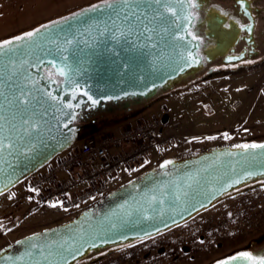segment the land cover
I'll use <instances>...</instances> for the list:
<instances>
[{
	"label": "water",
	"instance_id": "water-1",
	"mask_svg": "<svg viewBox=\"0 0 264 264\" xmlns=\"http://www.w3.org/2000/svg\"><path fill=\"white\" fill-rule=\"evenodd\" d=\"M108 2L45 24L34 39L12 44L13 50L0 56V114L5 117L0 121V197L84 140L83 132L95 128V120L81 124L84 113L128 99L149 100L201 69L198 45L189 36L193 18L188 0H167L147 15L142 14L143 4L108 9ZM96 6L102 10L92 11ZM155 12L160 13L156 18L151 14ZM21 90L26 96L31 93V103L27 112L14 115L18 109L12 106L13 96ZM174 94L159 97L130 119ZM89 97L99 103L94 105ZM114 126L96 128L90 135ZM256 141L246 144L247 150L238 147L242 144H226L169 159L122 183L68 221L0 249V264H91L117 247L179 226L264 179V149L251 148L264 145V139Z\"/></svg>",
	"mask_w": 264,
	"mask_h": 264
},
{
	"label": "rangeland",
	"instance_id": "rangeland-1",
	"mask_svg": "<svg viewBox=\"0 0 264 264\" xmlns=\"http://www.w3.org/2000/svg\"><path fill=\"white\" fill-rule=\"evenodd\" d=\"M99 2L102 0H26L20 5L16 1L12 6L14 0H0V33L13 31L37 15L36 21L20 30L19 34L23 35ZM153 112L165 113V129L180 123L179 132L184 137L176 145L185 140L192 143L183 148L186 152L178 149L172 152L174 146L162 151L170 159L215 146L264 138V69L184 89L132 123L155 119L151 117ZM168 114L176 119L168 122ZM119 127H112L101 135L117 133ZM225 133L229 137L225 138ZM67 214L60 207L38 204L24 183L18 185L0 197V249L26 235L68 221ZM263 233L264 188H253L226 197L187 223L158 236L117 247L91 264H209ZM90 255L86 261L98 256Z\"/></svg>",
	"mask_w": 264,
	"mask_h": 264
},
{
	"label": "flooded vegetation",
	"instance_id": "flooded-vegetation-1",
	"mask_svg": "<svg viewBox=\"0 0 264 264\" xmlns=\"http://www.w3.org/2000/svg\"><path fill=\"white\" fill-rule=\"evenodd\" d=\"M189 7L193 18L189 36L198 45L197 57L201 60L199 72L180 80L166 90H159L149 100L128 99L117 104H108L103 109L84 113L81 124L95 120V128L83 132L85 137L96 128L114 126L127 117L129 118L127 122L114 128L138 121L158 103L139 116L132 119L130 117L159 97L171 93L179 94L184 89L198 86L200 83L264 69V0H193L192 4L189 3ZM248 28H251V31H248ZM109 129L105 128L94 135H101ZM249 143H257V141H247L242 145ZM253 188H264V179L242 187L231 196ZM244 252L251 253L257 258L264 257V233L258 238L250 239L245 245L221 255L209 264L230 261L232 260L230 258H242L238 254Z\"/></svg>",
	"mask_w": 264,
	"mask_h": 264
},
{
	"label": "built area",
	"instance_id": "built-area-1",
	"mask_svg": "<svg viewBox=\"0 0 264 264\" xmlns=\"http://www.w3.org/2000/svg\"><path fill=\"white\" fill-rule=\"evenodd\" d=\"M179 122L161 128L159 119L130 126L117 134L89 136L25 182L38 204H62L63 211H80L110 193L123 171L138 168L154 151H165L184 137ZM60 173L70 175L61 179Z\"/></svg>",
	"mask_w": 264,
	"mask_h": 264
},
{
	"label": "snow or ice",
	"instance_id": "snow-or-ice-1",
	"mask_svg": "<svg viewBox=\"0 0 264 264\" xmlns=\"http://www.w3.org/2000/svg\"><path fill=\"white\" fill-rule=\"evenodd\" d=\"M188 2L190 4L193 3V0H188ZM167 3V0H110V2H108L105 7H107L108 9H113L115 5H121V6H126V7H132L133 5L139 7L140 5H145V9L142 11L143 15H147L149 14V10L156 8L157 6L159 7H163L165 4ZM194 6V4H193ZM92 11H99L102 10L100 6H96L93 9H91ZM168 13H170L172 16L176 15V12L171 9V8H166L165 9ZM153 15L154 18H156V16H158L160 13L159 12H155V13H151ZM79 15V14H77ZM126 15V19L131 20L132 16H127ZM133 15H137V13L133 12ZM45 27H50L49 26H45ZM147 27L145 28V31H147ZM42 31L41 28H37L34 31L28 32L25 35H21L15 38V40H8L5 41L3 43H0V56H3L5 54L6 50H13L11 49V45L17 42H22L24 40H32L34 39L38 33H40ZM248 31H251V28H248ZM149 39H151V37L149 36ZM69 43H71V41H69ZM65 59H67V57H65ZM51 63V62H49ZM60 74L63 75V69H60ZM85 95H87V93H84ZM50 95V94H49ZM31 93H27V96L25 95V93L21 90L19 96H16L14 94L13 96V100L16 102L14 105H12V102L10 101V105L16 107L18 109L17 113H14V115L16 114H21L23 112H27L28 111V106L30 105L31 101L27 98L30 97ZM4 97V91L2 89V87H0V98ZM51 98V97H50ZM89 99L91 100V102L95 105L97 103H99V101L97 100H93L91 97H89ZM0 107H2V105H0ZM71 107V106H69ZM5 119V117L0 114V121H3ZM25 123H27V120H25ZM3 125L0 124V129H2ZM38 131V129H37ZM225 138H227V133L224 134ZM0 144H2V141H0ZM238 147H242L244 149H249L248 145H242V146H238ZM251 148L255 149V148H260V149H264V145H251ZM2 150V149H0ZM264 174V173H261ZM249 175H252L251 173H249ZM241 181H236L235 183H240ZM230 186H234L230 185ZM30 191H35V189H30ZM214 198V197H213ZM62 204H51L50 207L56 208V207H62ZM201 207L207 208L206 204H202ZM199 209H197L198 211ZM203 241H201L202 243ZM240 257L244 258L245 260V264H264V257L261 258H257L254 257L251 253L248 252H244V253H240L238 254ZM230 259H235V258H230ZM218 264H227V261H221L218 262Z\"/></svg>",
	"mask_w": 264,
	"mask_h": 264
},
{
	"label": "crops",
	"instance_id": "crops-1",
	"mask_svg": "<svg viewBox=\"0 0 264 264\" xmlns=\"http://www.w3.org/2000/svg\"><path fill=\"white\" fill-rule=\"evenodd\" d=\"M17 1V4L20 5L22 3H24V1L26 0H14V3L12 4V6L16 3ZM101 1V0H100ZM104 1V0H102ZM12 3V1H11ZM7 2L4 1V5L6 6ZM38 19L37 15L34 16V18L30 17L27 21L23 22L22 24H20L16 29H14L13 31H9V32H6V33H0V43L8 40V39H11L13 37H17L19 35H22V34H19L21 31L22 28L26 27L27 24L31 23L32 21H36ZM17 32V33H16ZM151 117H158V118H161L163 115H165V113H162V114H155V112L151 113ZM169 116V121L168 122H173V120L176 119V117L173 115V114H168ZM136 124V123H135ZM134 123H129L127 124L126 126L124 127H119L118 130H117V133H120L122 132L125 128H128L130 127L131 125H135ZM165 124H167V121L164 123V125L162 127L165 126ZM115 133V134H117ZM192 143H190L189 141H184V142H181L180 144L174 146V149L172 150V152H175L177 149H178V152L179 151H182V152H186L183 148L184 147H190ZM183 149V150H182ZM181 152V153H182ZM168 156V153H165V152H162V151H159V150H156L154 151L149 157H147V159L145 160V162L141 165V167H139V169H134L132 171H123L120 173V176L117 180V185H120L130 179H132L133 177L163 163L164 161L170 159V158H167ZM165 158V159H164ZM60 177L62 179H69L70 178V175H67L65 173H60ZM68 214L67 215H70V218H72L73 216H75L77 214V212H67ZM66 219V220H68ZM65 220V221H66Z\"/></svg>",
	"mask_w": 264,
	"mask_h": 264
},
{
	"label": "trees",
	"instance_id": "trees-1",
	"mask_svg": "<svg viewBox=\"0 0 264 264\" xmlns=\"http://www.w3.org/2000/svg\"><path fill=\"white\" fill-rule=\"evenodd\" d=\"M260 139H264V138H260ZM260 139H257V140H260ZM251 183H253V182H251ZM100 253H102V252H98V253H96V256L99 255ZM94 254H95V253H94ZM89 256H91V255H89ZM89 256L87 257L88 259H89ZM87 258H85L83 261H85Z\"/></svg>",
	"mask_w": 264,
	"mask_h": 264
}]
</instances>
